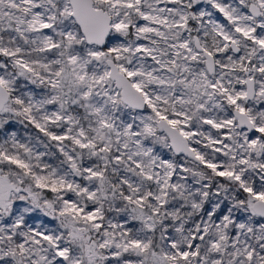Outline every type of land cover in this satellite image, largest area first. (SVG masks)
<instances>
[{
    "label": "snow or ice",
    "instance_id": "1",
    "mask_svg": "<svg viewBox=\"0 0 264 264\" xmlns=\"http://www.w3.org/2000/svg\"><path fill=\"white\" fill-rule=\"evenodd\" d=\"M0 264H264V0H0Z\"/></svg>",
    "mask_w": 264,
    "mask_h": 264
}]
</instances>
